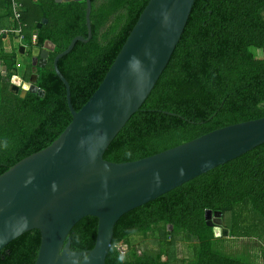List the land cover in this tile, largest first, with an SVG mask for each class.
Instances as JSON below:
<instances>
[{
	"label": "trees",
	"instance_id": "1",
	"mask_svg": "<svg viewBox=\"0 0 264 264\" xmlns=\"http://www.w3.org/2000/svg\"><path fill=\"white\" fill-rule=\"evenodd\" d=\"M146 2L90 0L89 40L76 42L56 62L74 111L100 83ZM8 3L5 0L4 7ZM21 5L28 55L44 41L54 49L44 66L33 70L42 96L26 93L20 98L8 91L16 63L13 52L2 51L0 39V60L7 70L0 77V174L49 145L69 123L64 87L51 63L73 37H86L84 0H24ZM42 18L45 24L36 28ZM31 35L35 36L33 43ZM258 51L260 57L255 56ZM30 73L27 65L24 78ZM262 116L264 0H194L167 64L102 158L113 163L138 160ZM205 211L220 213L228 230L226 238L252 239L244 233L246 219L254 215L260 218L264 234V143L120 216L104 264H171L168 249L173 239L186 242L191 254L179 264H252L246 255H230L220 249L222 237H214L205 225ZM95 233L96 219L81 218L67 235L70 250L91 249ZM148 235L156 248L137 252L131 238L146 239ZM38 244L36 230L21 234L0 250V264H33ZM122 245L125 249L120 252Z\"/></svg>",
	"mask_w": 264,
	"mask_h": 264
},
{
	"label": "water",
	"instance_id": "2",
	"mask_svg": "<svg viewBox=\"0 0 264 264\" xmlns=\"http://www.w3.org/2000/svg\"><path fill=\"white\" fill-rule=\"evenodd\" d=\"M193 3L147 0L100 83L74 111L56 62L76 42L86 43L90 38V0H84L86 37H73L51 63L64 87L70 121L49 145L0 174V250L21 234L36 230L39 244L33 264H104L120 216L264 143L262 116L212 130L138 160L113 163L102 158L167 64ZM45 22L40 19L36 28ZM53 49L49 41L31 48L29 62L34 64L30 75L26 81L16 74L9 76L8 91L20 98L26 93L41 97L33 70L44 66ZM17 53L23 54L22 46ZM6 73V67H0V76ZM204 215L214 237L228 236V230L219 227L220 213L205 211ZM86 216L96 219L95 239L91 249L74 252L67 235ZM166 228L171 230L169 225Z\"/></svg>",
	"mask_w": 264,
	"mask_h": 264
},
{
	"label": "rangeland",
	"instance_id": "3",
	"mask_svg": "<svg viewBox=\"0 0 264 264\" xmlns=\"http://www.w3.org/2000/svg\"><path fill=\"white\" fill-rule=\"evenodd\" d=\"M19 2H23L24 0H17ZM9 18V17H8ZM9 25L8 27H15V22L12 21L11 17L9 19ZM23 23V22H22ZM6 27V28H8ZM5 39V42L9 45H11L12 52L16 56L15 63H19V67L15 68L12 71L13 74H16L17 76L21 77L22 80L26 81V78H24V72L25 67L28 65L29 62V56L27 48L24 50L23 54H18L16 47L21 44L22 41H18L16 39V34L13 35H7ZM1 39V45H4V42L2 44ZM27 47V46H26ZM262 53L260 51L255 52L256 57H260ZM254 215V214H252ZM255 216V217H254ZM252 216V219H246V232L244 233L246 236L251 237L252 239H233V238H220V249L230 255H246L247 259L252 264H264V234L261 233V229L259 228V222L261 221L260 218L256 215ZM222 216H220V225L221 227L225 228L224 220H222ZM237 235V234H236ZM132 246L135 247V250L137 252L142 250H154L156 248L154 239L148 235L146 239H143L141 237H132L131 238ZM124 245L119 247L120 252L124 250ZM263 251V252H262ZM168 256L171 264H179L181 260H189L191 258L190 250L187 247L186 242L179 241L177 239H173L172 243L168 249Z\"/></svg>",
	"mask_w": 264,
	"mask_h": 264
},
{
	"label": "built area",
	"instance_id": "4",
	"mask_svg": "<svg viewBox=\"0 0 264 264\" xmlns=\"http://www.w3.org/2000/svg\"><path fill=\"white\" fill-rule=\"evenodd\" d=\"M8 8H9L10 17L12 21L15 22L16 26L0 29V39L6 38V36L9 34L10 35L16 34V39L18 41H23L22 31L25 27V24L21 22L22 5L17 0H9ZM34 39H35V36L31 35L32 43L34 42ZM18 67H19V64L16 63L15 68H18Z\"/></svg>",
	"mask_w": 264,
	"mask_h": 264
},
{
	"label": "crops",
	"instance_id": "5",
	"mask_svg": "<svg viewBox=\"0 0 264 264\" xmlns=\"http://www.w3.org/2000/svg\"><path fill=\"white\" fill-rule=\"evenodd\" d=\"M4 4H5V0H0V29L8 27L7 25H9V23H10L9 22V19H10L9 9L7 7H4ZM2 41L4 42V45L6 44L5 46L1 45L2 51L6 54L12 52L13 47L11 45L8 46V44L5 42V39H2ZM3 42H2V44H3ZM19 46L23 47V52L27 48L25 43H23V41L21 42L20 45H18L16 47V50H18ZM14 57H15V61H16L17 60L16 56L14 55ZM17 64H19V63H17ZM0 67H5V63L1 60H0ZM0 77L3 78L2 76H0Z\"/></svg>",
	"mask_w": 264,
	"mask_h": 264
},
{
	"label": "flooded vegetation",
	"instance_id": "6",
	"mask_svg": "<svg viewBox=\"0 0 264 264\" xmlns=\"http://www.w3.org/2000/svg\"><path fill=\"white\" fill-rule=\"evenodd\" d=\"M34 64V63H33ZM31 62H28V65H29V67H30V69H31V67H32V65H33ZM26 68V67H25ZM30 75V74H29ZM219 227H221V226H219Z\"/></svg>",
	"mask_w": 264,
	"mask_h": 264
},
{
	"label": "clouds",
	"instance_id": "7",
	"mask_svg": "<svg viewBox=\"0 0 264 264\" xmlns=\"http://www.w3.org/2000/svg\"><path fill=\"white\" fill-rule=\"evenodd\" d=\"M4 147H7V143L5 142V144H4ZM121 259H123L122 257H121Z\"/></svg>",
	"mask_w": 264,
	"mask_h": 264
}]
</instances>
